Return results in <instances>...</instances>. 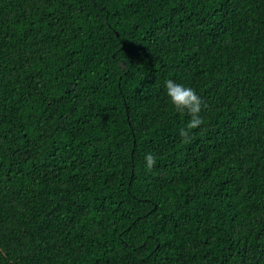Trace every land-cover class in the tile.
<instances>
[{"label": "trees", "instance_id": "obj_1", "mask_svg": "<svg viewBox=\"0 0 264 264\" xmlns=\"http://www.w3.org/2000/svg\"><path fill=\"white\" fill-rule=\"evenodd\" d=\"M0 264H264V0H0Z\"/></svg>", "mask_w": 264, "mask_h": 264}, {"label": "clouds", "instance_id": "obj_2", "mask_svg": "<svg viewBox=\"0 0 264 264\" xmlns=\"http://www.w3.org/2000/svg\"><path fill=\"white\" fill-rule=\"evenodd\" d=\"M163 88L171 106L176 111L186 114L189 117L187 121V129H194L202 124L203 117L201 116V111L204 102L196 89L187 83L171 78L164 80ZM179 135L182 138L187 139L189 132L185 128H181L179 130ZM143 162L144 166L150 170L156 163V156L152 151H146L143 154Z\"/></svg>", "mask_w": 264, "mask_h": 264}]
</instances>
